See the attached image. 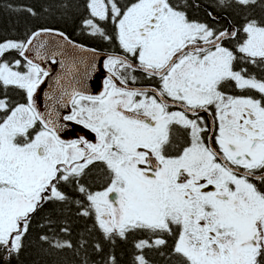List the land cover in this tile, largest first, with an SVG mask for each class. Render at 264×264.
Here are the masks:
<instances>
[{"label":"snow or ice","instance_id":"6c2138e0","mask_svg":"<svg viewBox=\"0 0 264 264\" xmlns=\"http://www.w3.org/2000/svg\"><path fill=\"white\" fill-rule=\"evenodd\" d=\"M6 6L82 7L113 50L93 94L95 48L48 27L0 38V264L33 244L44 264H121L122 242L131 264H264V0Z\"/></svg>","mask_w":264,"mask_h":264},{"label":"trees","instance_id":"16d2710c","mask_svg":"<svg viewBox=\"0 0 264 264\" xmlns=\"http://www.w3.org/2000/svg\"><path fill=\"white\" fill-rule=\"evenodd\" d=\"M9 3L13 5H31L40 11L43 0H0V38H22L26 28L48 27L64 31L72 40H95L81 31V20L86 15V10L82 7L75 10L73 15L68 18H62L55 13L33 18L19 12H10L6 6ZM79 3L82 5L84 0H79ZM257 14H259V11ZM232 20L234 23L239 24L241 17L234 15ZM133 251L131 243L122 242L119 245L117 255L121 260V264H131ZM45 259L33 244L25 250L19 258L18 264H44Z\"/></svg>","mask_w":264,"mask_h":264},{"label":"water","instance_id":"95a60500","mask_svg":"<svg viewBox=\"0 0 264 264\" xmlns=\"http://www.w3.org/2000/svg\"><path fill=\"white\" fill-rule=\"evenodd\" d=\"M49 40L51 39H59L58 37H53V38H47ZM87 47V46H85ZM90 48V47H88ZM97 71L93 74L92 78L88 81V88H89V91L92 92L93 94H96V91L98 88H101L102 89V77L104 76V73H102L101 69H102V61L104 60V58L106 57V53H103L101 51H98L97 50ZM85 56H87L88 54L85 53L84 54ZM42 66H45V67H49L50 69H52V74L53 76L60 71L59 67L58 66H54V65H51L50 63L46 64V65H42ZM97 77H99V81L97 80ZM52 79L50 78L47 82H46V85L44 86V92H47L48 91V88H47V84H52ZM91 83H93V87L91 86ZM39 104H40V107H41V110H43L44 108V105H45V97H44V93H41L40 94V101H39Z\"/></svg>","mask_w":264,"mask_h":264},{"label":"flooded vegetation","instance_id":"af4514ba","mask_svg":"<svg viewBox=\"0 0 264 264\" xmlns=\"http://www.w3.org/2000/svg\"><path fill=\"white\" fill-rule=\"evenodd\" d=\"M190 14L195 18L197 17L198 19H204L205 17L203 16L202 12H197L193 10L190 12ZM76 43L82 44L84 46L90 47V48H95L98 51H101L103 53L108 54L110 51L113 49L110 47V45L107 42L99 41V40H73ZM106 73H104V76ZM102 77V80L104 78ZM101 89V88H100ZM69 135L68 139H75L78 138L79 136H83L86 133V130L82 129L80 126H73L68 129Z\"/></svg>","mask_w":264,"mask_h":264},{"label":"bare ground","instance_id":"6f19581e","mask_svg":"<svg viewBox=\"0 0 264 264\" xmlns=\"http://www.w3.org/2000/svg\"><path fill=\"white\" fill-rule=\"evenodd\" d=\"M91 86H92V88H94V87H93V83H91Z\"/></svg>","mask_w":264,"mask_h":264}]
</instances>
